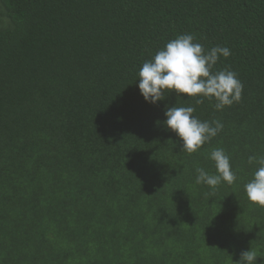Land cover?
I'll return each instance as SVG.
<instances>
[{
    "label": "trees",
    "instance_id": "obj_1",
    "mask_svg": "<svg viewBox=\"0 0 264 264\" xmlns=\"http://www.w3.org/2000/svg\"><path fill=\"white\" fill-rule=\"evenodd\" d=\"M192 34L226 46L217 70L242 99L138 87L142 64ZM193 106L223 129L194 153L165 111ZM223 148L236 180L216 172ZM264 155V0H0V264H264V207L244 185Z\"/></svg>",
    "mask_w": 264,
    "mask_h": 264
},
{
    "label": "clouds",
    "instance_id": "obj_2",
    "mask_svg": "<svg viewBox=\"0 0 264 264\" xmlns=\"http://www.w3.org/2000/svg\"><path fill=\"white\" fill-rule=\"evenodd\" d=\"M230 55L231 51L226 46L205 49L192 34L179 35L142 64L138 72V87L148 103L156 104L165 98V92L175 91L177 96L187 94L197 98V104L203 103L205 98L214 100V108L222 111L226 106L241 101L244 87L236 72L215 67L221 56L227 58ZM195 111L193 106L175 105L165 111L167 128L182 139V150L189 154L199 150L223 129L221 121L201 120L194 115ZM209 158L215 162L216 172L210 174L197 167L195 183L214 189L221 182H235L236 174L223 148L213 149ZM248 163H255L257 168L252 179L244 185L247 198L264 207V155L249 156ZM257 257L260 256L252 248L242 251L237 264H257Z\"/></svg>",
    "mask_w": 264,
    "mask_h": 264
}]
</instances>
